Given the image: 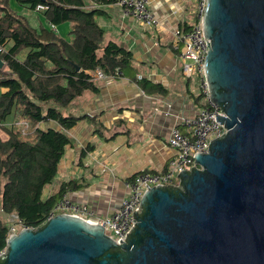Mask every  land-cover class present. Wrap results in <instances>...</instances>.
Wrapping results in <instances>:
<instances>
[{
  "label": "water",
  "instance_id": "obj_1",
  "mask_svg": "<svg viewBox=\"0 0 264 264\" xmlns=\"http://www.w3.org/2000/svg\"><path fill=\"white\" fill-rule=\"evenodd\" d=\"M201 30L225 134L177 183L146 185L124 242L62 213L10 235L0 264H264V0H207Z\"/></svg>",
  "mask_w": 264,
  "mask_h": 264
},
{
  "label": "trees",
  "instance_id": "obj_2",
  "mask_svg": "<svg viewBox=\"0 0 264 264\" xmlns=\"http://www.w3.org/2000/svg\"><path fill=\"white\" fill-rule=\"evenodd\" d=\"M14 1L17 8L11 0H0V128L7 134L0 139V253L12 226L40 227L68 189L80 188L74 182L63 184L57 194L43 197L72 144L68 131L86 118L72 108L86 93L98 91L97 71L117 77L133 61L127 48L104 45L106 33L97 18L115 0ZM39 5L45 10L36 11ZM25 12L38 15L40 25L34 27ZM64 24L70 25L69 40L55 31ZM175 48L178 54L181 47ZM151 91L164 92L159 86ZM204 98L196 97L199 108L207 105Z\"/></svg>",
  "mask_w": 264,
  "mask_h": 264
},
{
  "label": "crops",
  "instance_id": "obj_3",
  "mask_svg": "<svg viewBox=\"0 0 264 264\" xmlns=\"http://www.w3.org/2000/svg\"><path fill=\"white\" fill-rule=\"evenodd\" d=\"M194 4L195 0H151L157 19L152 26L136 22L117 5L101 8L97 21L106 33L104 45L114 42L127 48L133 61L122 76L96 79L98 91L86 93L72 108L76 116L86 118L68 131L72 144L55 181L43 192L45 199L74 182L80 188L68 189L69 198L88 206L95 217L107 218L127 197V181L143 170L163 172L176 158L177 151L168 144L172 128L189 134L181 120L197 115L200 106L195 99L200 94L207 102L200 82L182 75L178 57L182 49L174 51L173 32L193 22ZM67 29L60 26L58 32ZM151 86L164 92H153ZM91 146L92 151L82 157Z\"/></svg>",
  "mask_w": 264,
  "mask_h": 264
},
{
  "label": "built area",
  "instance_id": "obj_4",
  "mask_svg": "<svg viewBox=\"0 0 264 264\" xmlns=\"http://www.w3.org/2000/svg\"><path fill=\"white\" fill-rule=\"evenodd\" d=\"M206 3L207 0H195L193 22L189 28L186 31L177 28L173 32L175 45L182 49L178 57L182 62L183 77L197 79L200 82L202 93L207 97V105L200 108L196 116L181 120V125L189 128V134H184L179 127L172 128L168 144L177 151L176 158L170 161L167 169L163 172L155 173L143 170L127 181L125 184L128 189L127 197L123 199L120 208L107 218L95 217L94 212L88 206L74 203L66 192L53 208L48 220L62 213L76 214L78 217L103 225L106 234L120 244L126 240L127 234L134 226L133 213L138 210L144 192L157 185L175 184L182 170H190L196 166L195 154L207 153L209 144L225 134L224 125L216 120V115L222 117L225 115L222 114L221 107L209 99L207 83L203 75V65L210 43L209 40L202 37L201 30ZM114 5L122 8L125 15L143 26H152L157 23L155 14L150 9L151 0H115ZM43 10L45 7L42 5L36 8L38 12ZM55 31H58L57 28ZM117 74L122 75L120 71ZM106 78L107 76L100 70L95 73V79ZM19 225L21 224L19 223ZM19 227L21 230L27 228ZM16 233V228L11 227V235Z\"/></svg>",
  "mask_w": 264,
  "mask_h": 264
},
{
  "label": "rangeland",
  "instance_id": "obj_5",
  "mask_svg": "<svg viewBox=\"0 0 264 264\" xmlns=\"http://www.w3.org/2000/svg\"><path fill=\"white\" fill-rule=\"evenodd\" d=\"M11 7L12 8H17V5L15 3L14 0H11ZM28 19L31 21V24L34 27H38L41 23V20L38 18V15L36 14H30V12H25ZM66 27H68V29L66 30V32L64 30H61L60 35L65 38V39H69L68 36V32L70 31V25L69 24H64ZM5 134L6 132H4L1 128H0V139H5ZM7 135V134H6ZM13 227V226H12ZM14 227L16 228L17 233H19V231L21 230V228L18 225H14ZM11 232V229H10ZM16 233V234H17Z\"/></svg>",
  "mask_w": 264,
  "mask_h": 264
},
{
  "label": "bare ground",
  "instance_id": "obj_6",
  "mask_svg": "<svg viewBox=\"0 0 264 264\" xmlns=\"http://www.w3.org/2000/svg\"><path fill=\"white\" fill-rule=\"evenodd\" d=\"M117 73H118V72H117ZM117 76H122V75H118V74H117Z\"/></svg>",
  "mask_w": 264,
  "mask_h": 264
},
{
  "label": "clouds",
  "instance_id": "obj_7",
  "mask_svg": "<svg viewBox=\"0 0 264 264\" xmlns=\"http://www.w3.org/2000/svg\"><path fill=\"white\" fill-rule=\"evenodd\" d=\"M210 99V98H209ZM178 182V180L176 181V183Z\"/></svg>",
  "mask_w": 264,
  "mask_h": 264
}]
</instances>
